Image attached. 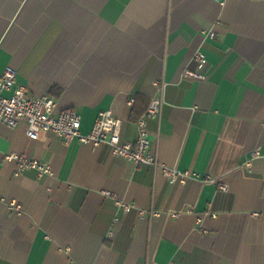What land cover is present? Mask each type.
Segmentation results:
<instances>
[{"label":"crops","instance_id":"0c3cea01","mask_svg":"<svg viewBox=\"0 0 264 264\" xmlns=\"http://www.w3.org/2000/svg\"><path fill=\"white\" fill-rule=\"evenodd\" d=\"M198 54L205 80L185 76ZM9 66L77 110L83 134L111 110L135 141L162 98L151 151L191 177L0 123V264H264V0H0ZM11 153L53 175L17 174Z\"/></svg>","mask_w":264,"mask_h":264},{"label":"built area","instance_id":"2783aa9c","mask_svg":"<svg viewBox=\"0 0 264 264\" xmlns=\"http://www.w3.org/2000/svg\"><path fill=\"white\" fill-rule=\"evenodd\" d=\"M196 61L198 63L197 70H187L185 76L205 80L206 76L201 73V70L206 65V58L203 54H198ZM16 78L17 70L12 66L7 67L0 76L1 124L16 128L21 123H25L27 136L32 140L38 139L41 133H52L62 139L65 144L78 140L82 144H90L94 148L109 146L113 156L131 161L137 166H150L162 171L164 176L172 183L177 181L184 183L187 178L191 177L189 172H180L165 166L151 151L146 118L159 119L161 117L164 103L162 98H153L145 115L137 121L138 138L135 141H123V121L111 110L101 111L97 115L91 131L83 134L81 132L82 117L77 110L57 109L56 99L52 95L45 93L41 96H33L26 85L17 83ZM133 102L134 100L131 99L129 104L132 105ZM260 154V150L257 149L253 152L252 157H257ZM4 159L17 162V174L34 169L38 171L39 177L53 175L51 164L36 158H30L25 154H6ZM251 165V162L247 163L248 167H251ZM116 204L124 213H128L132 208L130 204L123 201L116 200ZM10 208L15 210L20 207L12 202ZM141 213L143 214V212ZM173 216L177 217L178 215L173 214ZM212 216L216 217L217 215L212 214ZM115 220H118V218Z\"/></svg>","mask_w":264,"mask_h":264}]
</instances>
